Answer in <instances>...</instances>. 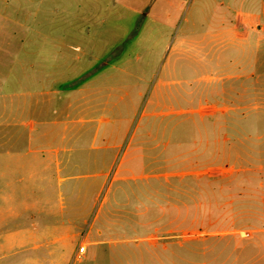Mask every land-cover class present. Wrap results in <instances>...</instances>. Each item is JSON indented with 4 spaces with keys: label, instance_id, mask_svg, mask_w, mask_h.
<instances>
[{
    "label": "rangeland",
    "instance_id": "374dc122",
    "mask_svg": "<svg viewBox=\"0 0 264 264\" xmlns=\"http://www.w3.org/2000/svg\"><path fill=\"white\" fill-rule=\"evenodd\" d=\"M248 11L261 0H0V264H205L189 177L221 159L220 78L264 74ZM23 123L55 129L29 155L43 173L17 174Z\"/></svg>",
    "mask_w": 264,
    "mask_h": 264
},
{
    "label": "crops",
    "instance_id": "0c3cea01",
    "mask_svg": "<svg viewBox=\"0 0 264 264\" xmlns=\"http://www.w3.org/2000/svg\"><path fill=\"white\" fill-rule=\"evenodd\" d=\"M247 14L255 19L258 34L264 35V0H261L260 12ZM239 20L237 15L234 28L247 29L248 22ZM229 32L232 29L219 35ZM235 35L240 38L237 32ZM221 59V56L212 57L215 62L220 60L221 66L233 62L230 56ZM259 62L264 63L257 59L255 67ZM220 79L221 88L215 91L214 102L207 100L215 107L212 112L221 115L222 123L213 127L217 133L215 141L221 144V159L213 161L217 166L205 174L210 179L205 203V264H264V74L224 75ZM201 108L196 107L195 111L201 112ZM17 128L26 133L24 138L17 139V149L21 144L27 147L24 156H17V174L37 175L47 171L48 160L43 155H29L34 152L38 139L51 138L55 129L49 128L35 136L33 124L23 123ZM67 130L65 127L58 135L62 143L67 139ZM206 143L209 147L208 136ZM32 207L42 213H52L48 206L37 207L35 203ZM37 235L34 231L28 234L21 231L17 236L23 242Z\"/></svg>",
    "mask_w": 264,
    "mask_h": 264
},
{
    "label": "trees",
    "instance_id": "16d2710c",
    "mask_svg": "<svg viewBox=\"0 0 264 264\" xmlns=\"http://www.w3.org/2000/svg\"><path fill=\"white\" fill-rule=\"evenodd\" d=\"M189 180L191 181V183L193 184H197L200 185L203 189H201L202 191L207 190V187L209 185L210 179L207 177H195V176H190ZM206 194V192H205Z\"/></svg>",
    "mask_w": 264,
    "mask_h": 264
},
{
    "label": "built area",
    "instance_id": "2783aa9c",
    "mask_svg": "<svg viewBox=\"0 0 264 264\" xmlns=\"http://www.w3.org/2000/svg\"><path fill=\"white\" fill-rule=\"evenodd\" d=\"M195 235H199L198 232H195ZM85 252H86V245H85V242L82 241L79 245L78 251L76 253V257L79 258L83 256Z\"/></svg>",
    "mask_w": 264,
    "mask_h": 264
}]
</instances>
